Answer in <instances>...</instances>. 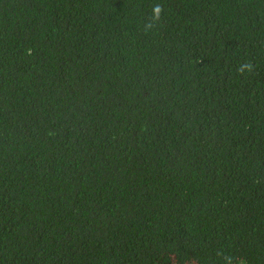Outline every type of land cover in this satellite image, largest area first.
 Wrapping results in <instances>:
<instances>
[{"label":"trees","instance_id":"1","mask_svg":"<svg viewBox=\"0 0 264 264\" xmlns=\"http://www.w3.org/2000/svg\"><path fill=\"white\" fill-rule=\"evenodd\" d=\"M0 264H264V0H0Z\"/></svg>","mask_w":264,"mask_h":264},{"label":"clouds","instance_id":"2","mask_svg":"<svg viewBox=\"0 0 264 264\" xmlns=\"http://www.w3.org/2000/svg\"><path fill=\"white\" fill-rule=\"evenodd\" d=\"M162 11V9H161V7L160 6H156L155 8H154V17H155V19H159V14H160V12ZM148 27H152V25H148Z\"/></svg>","mask_w":264,"mask_h":264}]
</instances>
